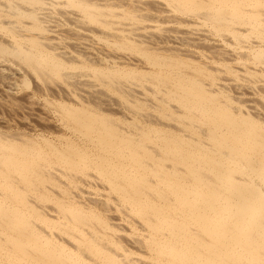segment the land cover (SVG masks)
<instances>
[{
	"label": "bare ground",
	"instance_id": "bare-ground-1",
	"mask_svg": "<svg viewBox=\"0 0 264 264\" xmlns=\"http://www.w3.org/2000/svg\"><path fill=\"white\" fill-rule=\"evenodd\" d=\"M13 75L70 136L0 132V264H264V0H0Z\"/></svg>",
	"mask_w": 264,
	"mask_h": 264
},
{
	"label": "rangeland",
	"instance_id": "rangeland-1",
	"mask_svg": "<svg viewBox=\"0 0 264 264\" xmlns=\"http://www.w3.org/2000/svg\"><path fill=\"white\" fill-rule=\"evenodd\" d=\"M13 76H14V78H13V80L11 82H13V81L14 82L12 84H8L7 81L4 78V80L6 81V83H5V81L2 79L3 77L0 76V88L5 89L4 91H6V93H7L6 94V93L0 92L2 95L6 94L3 97L0 94V132H4L5 131L6 133L13 134V133H16L18 131L20 133L17 132L16 133L17 135H20L21 133H25L24 135L25 136L29 135V137L30 136L31 137H36V136H40V135L41 136H45L46 135V137L50 136L51 138L50 137L49 138L52 139L53 141L54 140L57 141L58 139L59 140L62 139L64 137V136H62V133H63V135H66V136L69 135L70 136V133L64 127L61 118L58 117L59 115L56 113L57 114V116H56V114L54 113L55 111L52 109L51 105L47 104V103L51 102L52 100H53L52 102L60 100L62 102L66 101L68 103V101H69L68 99L69 98H67V96H65L67 98L66 99L63 96L64 94L56 93V92L54 93L52 91H51V93H50V91H49V93H48V91L47 92L46 91H42V92H44V94H42L41 90H39L40 88H37L38 86H37V84H35L36 81L32 77L22 76L23 77L22 78L21 76H17V75H13ZM16 77H19V78H16ZM2 80L4 81L3 82L4 85H2L3 87H1V81ZM15 80L17 81L16 83H15ZM32 81H35V82H32ZM13 84H16V85H13ZM32 84H35L36 86L34 85V87H33ZM6 85H8V86L10 85L9 87H11V88L13 87L12 89H10V92H9V89L7 88L8 86H6ZM4 86H6V87H4ZM35 88L37 89V92H39V93L35 92L36 91V90H34ZM79 91L80 90L77 91V95H81V94L84 95V92H82V91L79 92ZM8 93H10V94H8ZM14 93H16V94H14ZM78 93H81V94H78ZM51 94H54V95H51ZM7 95H10L8 97H9V100H11V103H10L9 100H8L9 102H7V99H8ZM5 97L7 99H4ZM11 97H15V98H13V100H12ZM56 97H59V98H56ZM15 99H16V102L18 101L17 102V104L19 103L18 105L16 104ZM41 106H43V107H41ZM12 107H14L15 109L12 108ZM14 111H16V112H14ZM1 121H3V122H1ZM61 122H62V124H61ZM62 125H63V127H62ZM14 131H16V132H14ZM60 132H61V134H60ZM26 133H28V135ZM21 135H23V134H21ZM90 172H91V174H93L92 171H90ZM93 184H95V185H93ZM93 184L88 188V190L91 192L89 195L92 196V197H96V198H103L104 197L103 195L106 194L108 192V190L107 189L104 190L102 185L99 184V183H97V185H96V183H93ZM98 184H99V186H98ZM95 188H96V190H94V191L90 190V189H95ZM97 188H99V189H97ZM101 189L103 190V192H102ZM102 193H104V194H102ZM122 229H124V227H122Z\"/></svg>",
	"mask_w": 264,
	"mask_h": 264
}]
</instances>
